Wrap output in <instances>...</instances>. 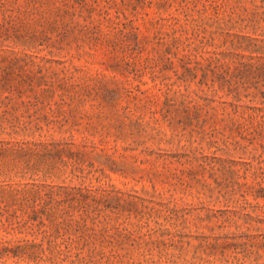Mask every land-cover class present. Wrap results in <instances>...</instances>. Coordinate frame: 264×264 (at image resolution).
I'll list each match as a JSON object with an SVG mask.
<instances>
[{
  "label": "rangeland",
  "instance_id": "1",
  "mask_svg": "<svg viewBox=\"0 0 264 264\" xmlns=\"http://www.w3.org/2000/svg\"><path fill=\"white\" fill-rule=\"evenodd\" d=\"M0 264H264V0H0Z\"/></svg>",
  "mask_w": 264,
  "mask_h": 264
}]
</instances>
